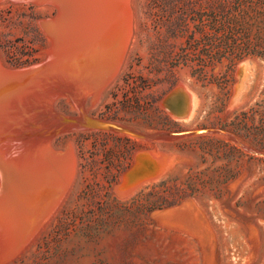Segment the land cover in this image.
<instances>
[{"label":"rangeland","instance_id":"1","mask_svg":"<svg viewBox=\"0 0 264 264\" xmlns=\"http://www.w3.org/2000/svg\"><path fill=\"white\" fill-rule=\"evenodd\" d=\"M129 2L133 29L119 71L98 97L69 89L50 102L62 117L87 112L143 137L65 118L50 143L63 160L74 155L72 181L42 227L0 264H264V0ZM58 15L54 2L1 0L3 64L41 70L53 44L45 25ZM248 60L257 76L234 102ZM179 84L200 97L189 121L179 118L183 95L167 102ZM53 119L38 117L42 125L30 130L5 126L0 146L20 150L19 139L39 127L55 130ZM187 129L207 130L171 135ZM144 150L173 160L160 180L123 197L117 187ZM188 201L194 218L168 223L201 226L196 237L168 230L158 215Z\"/></svg>","mask_w":264,"mask_h":264},{"label":"bare ground","instance_id":"2","mask_svg":"<svg viewBox=\"0 0 264 264\" xmlns=\"http://www.w3.org/2000/svg\"><path fill=\"white\" fill-rule=\"evenodd\" d=\"M35 1L54 2L59 8V15L45 25L53 40L50 60L41 70L36 69L39 65L12 69L6 67L0 57V130H4L6 126L10 131V126L13 127L14 124L21 129H29L34 124L42 125L41 121L34 119L43 116L56 118L46 120L54 123L55 130L48 131L45 135L41 131L43 126L39 127L40 133L33 132L32 138L27 135L28 138L19 139L20 150L3 148V144L0 146V258L22 249L54 211L62 197L63 187L67 188L72 181L74 155H68L69 158L63 160L52 147L51 136L69 123L81 127L82 123L92 125L98 120L112 121L90 116L87 112V116L83 117H62L53 110L50 101L69 89L81 91L80 95L90 92L98 97L101 89L119 71L133 29V11L129 0ZM243 75L245 81L240 82L237 102L247 95L256 79L257 68L254 62L248 60ZM182 95L183 100L181 98L180 101H187L182 102L185 106L180 109L182 114L178 112L179 118L189 121L201 109L200 97L196 93H187L186 89ZM177 99L179 98L175 100ZM65 118L69 123L62 122ZM120 123L117 124H123ZM85 128L100 129L95 126ZM25 133L24 135L27 134ZM159 157L156 151L151 154L147 159L146 173L134 185L129 179L125 180L126 174L117 187L119 194L127 196L143 185L160 180L173 158ZM194 210V203L189 201L181 207L159 211L158 215L165 224L180 227L176 220L172 224L168 222H172V217L175 216L176 219V216L183 214L192 220ZM184 229L191 233L202 232L201 226Z\"/></svg>","mask_w":264,"mask_h":264},{"label":"water","instance_id":"3","mask_svg":"<svg viewBox=\"0 0 264 264\" xmlns=\"http://www.w3.org/2000/svg\"><path fill=\"white\" fill-rule=\"evenodd\" d=\"M245 64H243L241 66V69L242 67L244 66ZM241 73V71H240ZM186 88V86L184 84H179L175 90H173L168 98H167V102L168 104L173 107V102L176 98L180 97L182 95V92L183 90ZM237 95L235 96L234 98V102L237 101ZM72 122H74L72 120ZM81 126L83 127H89V126H95L96 128H106V129H109V130H117V131H121V132H124V133H128V134H131V135H135V136H139V137H143L142 134L134 131V130H131L130 128L126 127V126H123V125H119L115 122H110V121H101V120H98L95 122V124H92V125H88V123H82ZM204 130H207V129H196V130H186V131H179V132H173L171 133V135H182V134H187V133H195V132H201V131H204ZM157 154L160 155V157H164L165 159H167L168 157L170 158H173L170 154L166 153V152H162V151H157V150H144V151H141L138 153L137 157H136V162L135 164L132 166V168L125 174L126 176V181H129L132 182V184L134 185L137 181H139L140 177L145 174L146 172V167H147V159L149 157H151V154L153 152H155ZM168 163V162H167ZM167 163L164 165V168H166L167 166ZM158 170V169H157ZM129 183V182H128Z\"/></svg>","mask_w":264,"mask_h":264},{"label":"crops","instance_id":"4","mask_svg":"<svg viewBox=\"0 0 264 264\" xmlns=\"http://www.w3.org/2000/svg\"><path fill=\"white\" fill-rule=\"evenodd\" d=\"M189 202V201H188ZM193 203V202H192ZM197 213H198V211H197ZM163 224L165 225V227L168 229V230H170V231H173V232H175V233H177L178 235H180V236H186V237H191V236H194V237H196V232H189V231H184L183 229H179V228H177V227H174V226H171V225H168V224H165L164 222H163ZM197 262H198V260H197ZM194 264H196V262H195V259H194V262H193ZM198 264V263H197Z\"/></svg>","mask_w":264,"mask_h":264}]
</instances>
